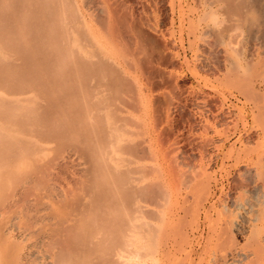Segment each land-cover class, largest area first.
Returning a JSON list of instances; mask_svg holds the SVG:
<instances>
[{
    "label": "rangeland",
    "instance_id": "rangeland-1",
    "mask_svg": "<svg viewBox=\"0 0 264 264\" xmlns=\"http://www.w3.org/2000/svg\"><path fill=\"white\" fill-rule=\"evenodd\" d=\"M261 2L0 0V264H177L264 120Z\"/></svg>",
    "mask_w": 264,
    "mask_h": 264
},
{
    "label": "bare ground",
    "instance_id": "bare-ground-1",
    "mask_svg": "<svg viewBox=\"0 0 264 264\" xmlns=\"http://www.w3.org/2000/svg\"><path fill=\"white\" fill-rule=\"evenodd\" d=\"M241 19L240 29L257 38L264 36V2ZM253 89L260 90L257 86ZM260 107H264V94ZM254 132L255 136L248 134L229 145L230 152L220 160V166L226 165L224 174L206 179L200 176L185 187L177 209L184 208L192 190L205 194L196 210L189 208L196 212V221L185 229L177 264H264V120L254 126ZM159 167L168 192L172 180L167 155ZM152 178L150 174V183ZM237 209L242 211L238 214Z\"/></svg>",
    "mask_w": 264,
    "mask_h": 264
},
{
    "label": "clouds",
    "instance_id": "clouds-1",
    "mask_svg": "<svg viewBox=\"0 0 264 264\" xmlns=\"http://www.w3.org/2000/svg\"><path fill=\"white\" fill-rule=\"evenodd\" d=\"M241 204H243V201H241ZM242 211V209H237V213L239 214Z\"/></svg>",
    "mask_w": 264,
    "mask_h": 264
}]
</instances>
